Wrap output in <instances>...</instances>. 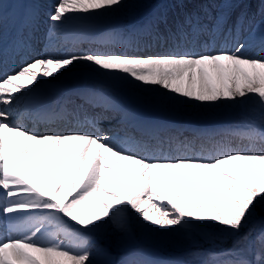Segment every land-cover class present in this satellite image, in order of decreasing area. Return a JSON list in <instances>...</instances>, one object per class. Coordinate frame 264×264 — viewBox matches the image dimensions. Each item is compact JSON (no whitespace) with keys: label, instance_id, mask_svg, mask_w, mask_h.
<instances>
[{"label":"snow or ice","instance_id":"obj_1","mask_svg":"<svg viewBox=\"0 0 264 264\" xmlns=\"http://www.w3.org/2000/svg\"><path fill=\"white\" fill-rule=\"evenodd\" d=\"M247 2L225 0V6L243 8ZM260 3L264 5V0ZM125 6V0H56L48 13V19L55 22L49 35L75 19L87 18L70 13L107 15ZM239 21L240 16L238 25ZM226 23L223 13L215 18L210 29L198 18L188 17L185 24L189 31H183L181 26L176 35L184 40L210 33L214 38L218 31L223 32ZM259 32L264 43V20ZM246 48L241 42L234 49L148 56L84 52L57 57L47 53L26 62L18 72L3 74L0 105H12L13 94L27 86L25 80L27 84L37 83L41 74L52 77L61 69L86 62L96 66L97 71L126 74L144 85H159L198 102L235 101L251 93L264 108V58L245 55ZM41 83L44 81H39L37 87ZM12 114L11 107L0 108V189L3 190L0 214L11 220L30 210L38 212L29 217L34 223L23 236L0 240V264H85L90 253L82 231L112 227L128 234L131 218L126 213H139L137 219L159 228L197 226L192 221L215 222L222 230L234 234L247 228V235L239 236L234 246L246 244L250 249L254 242H259L264 250V217L257 215L258 209L264 210V149L232 150L208 158L149 157L121 147L113 142L114 137L104 133L30 131L20 124L9 123ZM64 115L63 109L49 110L42 119L55 121ZM259 123L257 127L252 121L248 134L264 141L261 131L264 111ZM26 173L42 179L50 190L30 184ZM114 182L121 185L122 191L117 190ZM153 201L161 204L158 207ZM64 217L75 223L69 225ZM46 221L58 225L68 243L58 239L41 243L47 231ZM256 260L264 264L259 253ZM229 264H252V261L239 259Z\"/></svg>","mask_w":264,"mask_h":264},{"label":"rangeland","instance_id":"obj_2","mask_svg":"<svg viewBox=\"0 0 264 264\" xmlns=\"http://www.w3.org/2000/svg\"><path fill=\"white\" fill-rule=\"evenodd\" d=\"M173 1H175V4L172 3ZM173 1H165L170 9L168 14L169 17L165 18L159 15L160 17L157 19H160L159 23L152 25L148 24L150 27L148 30H143L144 34L140 36L141 38L167 37L170 38L169 40L171 41V37L174 39L178 38L176 34H178L181 30L179 29L180 23L177 17H180L181 22L183 19L186 20L188 17H196L199 19L200 23L210 29L215 18L223 13L224 18L227 20V23L224 24L223 32L226 35L229 34L232 36L233 45L229 42H224L221 45V48H234V46L242 42L247 45L246 51H248L253 57H264V43L261 42L259 32V25L261 21L264 20V15H262V13H264V5H261L260 0H248V2L244 4L243 8L235 9H228L225 6V0ZM7 2L8 0H0L1 12L6 6ZM55 2L56 0H46V9L41 15L46 13L48 14L50 11H52V6ZM34 4L36 8H42L40 0H34ZM125 4V7L118 8L107 15H101L98 12H92L88 14L70 13L69 15L81 17L86 16L87 18L73 20L69 25L66 26L67 28L64 27L61 29L63 31H61L60 34H64L63 32H67L68 30V33H73V31L70 29L72 25H76V22L78 21L88 19L94 22L96 20L99 21L101 23L99 26L102 27V30H108L113 34V36L116 34L119 37L128 38L125 32L126 28H123V24L127 23L128 19L135 15L142 8L150 7L153 9L157 4V1L125 0ZM108 11L109 10H100V12ZM143 11L145 12V10ZM143 11L138 12L137 16H139L138 14H142ZM241 12H243L245 15L241 16ZM20 14H18L19 16L17 17L19 23H21ZM153 16H157L156 13ZM153 16H151V18H154ZM238 16H240L239 25H242V27H240L237 23ZM39 17L40 16H38V14H35L36 19ZM41 18L37 19V23H40L42 26H44L45 22L50 21L49 19L44 20ZM17 19H14L13 23H16ZM2 22H4L3 14L0 13V23ZM145 23L147 24V22ZM94 25L98 26V23L96 22ZM182 26L183 31H189L187 24L182 22ZM34 28L36 30V27ZM45 29L49 30V25ZM155 32L160 33L161 35L154 34ZM167 33L171 35H168ZM221 33L222 32L218 31L214 38L211 34L209 35V33H202L201 39L204 40V34L205 37L211 38V40H207L206 42L212 41L216 43V45H219L227 38L224 33L220 36ZM4 34L5 33H1L0 36H3ZM218 37L219 39L215 40ZM198 38H200V34L194 37L195 42L193 38H191L193 44L188 46L189 49L185 48L183 51L198 53L197 45L201 43L200 39L198 40ZM239 39L241 42L239 41L237 43V40ZM43 40L45 43L40 44L39 47L36 43V48L42 53L51 52L54 49L55 42L49 37H45ZM176 40L173 42V44L176 42ZM65 43L66 42L57 48V54H63L62 47L66 45ZM204 45L205 51H211V49L215 47L213 44L207 49L206 44ZM169 46L170 45L168 42V45H166L164 48L169 51ZM81 48L84 49L81 53L86 52V46ZM157 48L161 49L159 46ZM74 51L68 52L70 54L80 53L79 50L75 52ZM121 51L122 50H119V54L126 53ZM157 52H159V50H157ZM64 55L66 54L64 53ZM74 74H84L83 76L88 75L89 78H91L93 82L97 84L103 81L115 91L121 87L122 91L120 93L124 99H128L129 101L134 100L136 103H138V107H136L138 109L134 110L132 114L131 112L133 110L130 111L129 114L130 109H124V106H121V108L120 106H117L116 102H109L112 104V106L117 108L115 111L111 110L112 106H109V109L112 112L110 117L113 115L119 116L118 112H120L122 115L127 113L133 117H137L138 113H143L141 118L147 119L146 116H149L148 119L150 124L159 125L157 129L162 127V131L175 130V134L169 133L171 135L169 137L172 139L181 138L182 133L184 132L182 127L185 128V130H189L187 131L189 133L188 135H183H186L183 140L190 150L188 156L185 154L183 155L178 144H175L172 152L169 151V147H164L163 145L158 147L157 150L151 149L149 151H141L143 145L139 144V146H136L133 141L124 146L120 145L121 147L130 148V150L141 152L139 153L140 155L164 158H177L180 155L182 157L208 158L216 157L222 152L232 150H245L249 148H255L257 150L264 149V141L261 142L259 138H253L248 134L251 130L252 121H255L257 127H260L259 118L261 112L264 111V108H262V105L259 103V98L255 97V99H253L254 94L250 93L243 98L237 97L235 101L220 100L216 102H198L192 99L181 97L178 94H173L159 85H144L141 82L134 81L133 78H130L119 72H108L105 70L97 71L96 66L90 65L86 62L75 63L72 66L61 69L60 73L54 74L52 77H44L42 74L39 75L37 83L39 81H44V83L39 84V87H37V83L27 84V81L25 80L24 83L27 86L22 88L21 92L13 94L16 101H14L12 106L9 107L12 108L14 105V107H18L19 105L25 103L24 97H28L32 94V92H30V95L25 96V88L29 87L31 91L32 89L37 90L40 88L42 91L43 87L47 84L55 85L61 82L62 77L64 78L65 76ZM102 103L108 104V102L105 100H103ZM121 109H124V111L122 112ZM141 109L147 110L150 115L149 113H145L144 110L141 111ZM108 114H110V111H108ZM151 114L156 115L158 118H153ZM12 116H14V114H12ZM110 117L109 119H111ZM127 117L128 116L124 114L119 118L111 119L112 121L109 123L103 124V126L109 127H111L113 124H117L111 128L113 131L108 130V128H104L106 131L104 134L108 135V133L111 132V134L116 133L118 135H122V133L127 132L129 125L125 126L123 123ZM32 119H34V116ZM104 119L105 118H102L100 121L101 126L102 121H105ZM207 126H219V129H216L213 133H210L206 131L209 129ZM261 131H264V127H261ZM205 132L210 134L206 135ZM135 135L136 134H134V136ZM215 136H217V138H214ZM224 136H227V140L223 141V146L215 149L216 140L219 139L221 141L222 137ZM129 139L130 133L127 132L119 139V142L126 143L129 141ZM191 150H195V152H192ZM71 159L72 153L70 151L69 167H71ZM90 163L91 161H89V164ZM197 178L202 179L201 177ZM39 181L43 185L47 186L42 179ZM114 186L117 188V190L122 191L121 185L119 183L114 182ZM47 190L49 191L50 189L48 188ZM161 191H163V189H161ZM153 203L158 207L161 204L160 201H153ZM164 203L166 204L167 201H164ZM125 215L126 217L131 218L128 234L115 231L112 227H105L96 232H87L86 230L82 231V238L87 242L86 246L90 253L89 261H86L85 264H229V262L239 259H247L252 261V264H259V262L256 260V255L259 253L262 257H264V250L261 249L259 242H254L250 249L246 244L234 246L239 236L247 235V228L242 229L239 234H234L226 230H222L221 226L215 222L196 221H192V224L197 226L187 229H180L176 227L159 228L150 226L147 224V222H142L141 220L137 219V217L140 215L139 213H126ZM257 215L258 217H264V210L258 209ZM64 219L69 225L75 223L70 221L67 217H64ZM29 222L31 225L34 223V221L31 219ZM253 223H255V221ZM45 226L47 231L45 232L44 236L41 237V243H47L56 239L63 240L65 243H68L63 231L58 225L46 221ZM76 227L80 228L78 225ZM250 227H252V224H249V228ZM229 239L231 240V243L229 245H224L226 244V240ZM252 239L255 241V235L252 237ZM207 244H209V246H207ZM205 245L207 247H205Z\"/></svg>","mask_w":264,"mask_h":264},{"label":"bare ground","instance_id":"obj_3","mask_svg":"<svg viewBox=\"0 0 264 264\" xmlns=\"http://www.w3.org/2000/svg\"><path fill=\"white\" fill-rule=\"evenodd\" d=\"M37 1V0H36ZM41 4H42V8H36L35 4H34V0H8L6 6L2 9V14H3V19L4 22L0 23V34L1 33H6V31L12 32V27L13 23H12V19L17 17L18 13H22V12H28L31 16H34L35 14H38V16H40L37 19H48V14H44L41 15L42 12L46 9V0H40ZM157 4L154 6V8H150V7H145L140 9L138 12H141L143 10H145V12L143 11L142 14H138L139 16H137V13L133 16H131L128 19V22L123 24L124 27L126 28V34L130 35V38L126 39L123 37H119L115 34V36H113L112 33H110L109 31H103L102 27L99 26L101 23L99 21H92V20H82V21H78L76 22V25H72L70 27L71 31H73V33H71L72 35L68 37V39H64L62 38V33L60 34L61 29H57L54 31V33L51 35H49L50 29L52 27L53 24H55V22L52 21H47L44 23L45 28H47V26L49 25V30H46L45 28H43L44 30H41L39 32V37L37 39V46L39 47L40 44H43L45 42H43L45 37H49L52 41L55 42V46L54 49L51 52H46V53H42L39 51V49L36 48V50H33L32 52H30V57H22V61L23 64L19 65L16 64L14 67L11 66L12 64V59H7L5 63H2L1 59H0V79L3 78V74L4 73H14L17 72L18 70L21 69V67L26 63V62H30L34 59L39 58L42 55H45L47 53H51L53 56H57L60 57L61 55L57 54V48L62 45L64 42L67 43H71L73 40H80V44L77 46V49H82L81 47H85L86 46V52H109V53H118V48L122 47L123 48V52H126V54L129 55H138V56H148V55H158V54H168V53H175V52H184L183 49L192 45L193 41L191 40V38H186L184 40L178 39L176 40V42L173 44L167 37H153V38H141L140 36L144 34L143 30H148L149 29V25L155 24V23H159L160 19L157 20V16L161 15L165 18H168V14L170 12V9L168 7V5L166 4V0H156ZM173 1V0H172ZM40 3V2H39ZM44 6V7H43ZM137 11V10H134ZM156 13V18H151V16H153ZM45 16V17H43ZM13 17V18H12ZM37 17V15H36ZM17 19V18H16ZM36 18H29L26 17L23 19L22 21V30H25V32H23V34L27 35L26 40L23 39L22 33L20 35H15L13 34V37H15L14 42H18L19 44V49L20 50H24L26 49L25 46L23 45V42H34L35 41V31L32 29V27L34 26V23H37ZM174 20V19H173ZM104 21V20H103ZM98 23V26H95V23ZM102 22V21H101ZM147 22V24L145 23ZM123 23V22H122ZM15 24V22H14ZM48 24V25H47ZM67 28V27H66ZM69 31V30H68ZM67 31V32H68ZM121 31V30H120ZM123 31V30H122ZM65 32V31H64ZM63 32V33H64ZM5 35V34H4ZM0 37V44L3 42V40H5V37ZM101 35L107 36V37H103L101 42H99L98 44H94L93 41H95L96 39L99 40V38L101 37ZM71 41V42H70ZM168 42H171V48L169 51L165 50V46L168 45ZM197 45V44H196ZM161 47V49L159 50V52H157V47ZM65 46H63L62 48H64ZM205 45H203V43H199V45H197V50L198 53L205 51L204 49ZM157 50H156V49ZM247 50V48H246ZM80 51V50H79ZM122 52V51H121ZM247 56H252L248 51H245L244 53ZM21 55V52L18 53L17 56ZM253 57V56H252ZM254 58H260V56H254ZM264 58V57H262ZM17 60V58H16ZM77 63H81V62H77ZM60 73V72H59ZM57 74V73H55ZM84 74H74V75H68L65 76L64 78L62 77V80L60 83H57L56 85H46L43 87L42 91H35L33 92L31 99L29 101H37L34 99V97L36 96H40V102H42V104H46L47 106H49V110H51L50 108L54 107L57 108L58 106H60L59 103L62 102V98H63V94L65 91L70 90L69 88H67L68 86L70 87H75L77 90V94H83L84 90L89 88L92 92H96L97 94H93V96H99L100 97V101L97 100H93V104H97L98 108H105L107 110L109 109V106H112V104H110L109 102H116L117 106H124V109H130L129 110V114L130 111L132 110H136L138 108V103H136L134 100L129 101L128 99H124L122 94L120 93L122 91V88L119 87L117 91H115L114 89L110 88L106 83H104L103 81H101L99 84L94 83L93 80L91 78H89L88 75L83 76ZM126 75V74H125ZM127 76V75H126ZM53 80V79H52ZM65 91L62 93V89L65 88ZM49 93L52 95V97L50 98L49 95L45 96V93ZM117 92V93H116ZM55 93H59L55 98H54V94ZM25 94V93H24ZM50 98V99H49ZM79 100L82 99L81 97H77ZM76 97H74L73 95H71L69 98H67L65 100L64 103H67L69 101H75V102H79V100ZM105 100L108 102V104L102 103V101ZM14 101L15 98H14ZM40 102H38L37 104L39 105ZM44 104V105H45ZM12 106V105H10ZM15 106V105H14ZM2 107H9V106H4V105H0V108ZM122 108V107H121ZM13 109V114L16 112H19L18 118L13 119V118H8V122L9 123H17L19 124V120L21 121H25V122H35V119L33 118V113L31 112H27V111H20L19 108H12ZM96 109V111H97ZM124 109H121L122 112L124 111ZM119 115H122L120 112H118ZM17 114V113H16ZM98 112H95L94 115H88L86 112H84L83 110H79L78 112H71L68 116L69 120L67 122V124L65 126H60L59 128H55L53 125V123H49L47 125H44L41 127V125L39 126V131L37 133H45V132H68V129H71L73 127H78V126H89L91 128L90 133H96L99 134V128L101 127V119L102 118H106L109 117L110 115H112V112L110 110V114H105L103 116L97 115ZM93 121V123H89V121ZM105 120V119H104ZM137 121H140V123L143 122L142 119H136ZM104 123V121H102V124ZM134 126H138L137 122L134 121L133 122ZM85 127V128H86ZM30 131H34L35 130V126H31L27 128ZM106 129V128H105ZM105 129L103 130L102 133H105ZM73 132V131H72ZM85 132V130H84ZM89 133V131H88ZM149 132L145 133L142 135V140H148L147 136H149L148 134ZM140 138V140H141ZM167 140H163L162 144H166ZM162 146V145H160ZM47 156V155H46ZM1 191V189H0Z\"/></svg>","mask_w":264,"mask_h":264},{"label":"trees","instance_id":"obj_4","mask_svg":"<svg viewBox=\"0 0 264 264\" xmlns=\"http://www.w3.org/2000/svg\"><path fill=\"white\" fill-rule=\"evenodd\" d=\"M230 243H231V240L229 239V240H226V244H224V245H229ZM207 245H209V244H207Z\"/></svg>","mask_w":264,"mask_h":264}]
</instances>
